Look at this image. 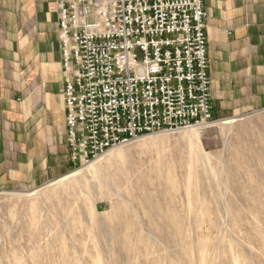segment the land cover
<instances>
[{
  "label": "rangeland",
  "instance_id": "obj_1",
  "mask_svg": "<svg viewBox=\"0 0 264 264\" xmlns=\"http://www.w3.org/2000/svg\"><path fill=\"white\" fill-rule=\"evenodd\" d=\"M0 264H264V110L0 189Z\"/></svg>",
  "mask_w": 264,
  "mask_h": 264
},
{
  "label": "built area",
  "instance_id": "obj_2",
  "mask_svg": "<svg viewBox=\"0 0 264 264\" xmlns=\"http://www.w3.org/2000/svg\"><path fill=\"white\" fill-rule=\"evenodd\" d=\"M70 160L214 122L203 0H57Z\"/></svg>",
  "mask_w": 264,
  "mask_h": 264
},
{
  "label": "crops",
  "instance_id": "obj_3",
  "mask_svg": "<svg viewBox=\"0 0 264 264\" xmlns=\"http://www.w3.org/2000/svg\"><path fill=\"white\" fill-rule=\"evenodd\" d=\"M212 119L264 110V0H203ZM57 0H0V189L71 171Z\"/></svg>",
  "mask_w": 264,
  "mask_h": 264
},
{
  "label": "bare ground",
  "instance_id": "obj_4",
  "mask_svg": "<svg viewBox=\"0 0 264 264\" xmlns=\"http://www.w3.org/2000/svg\"><path fill=\"white\" fill-rule=\"evenodd\" d=\"M230 123V122H229ZM209 124V123H208ZM206 124V125H208ZM203 126V125H201ZM201 126H194V127H201ZM192 128V127H191ZM197 132H195V130H192L191 132H189V134L187 135L189 138H194Z\"/></svg>",
  "mask_w": 264,
  "mask_h": 264
}]
</instances>
